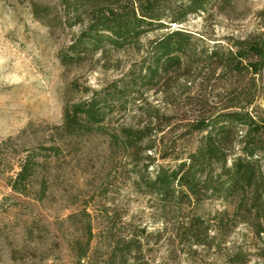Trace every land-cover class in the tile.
Returning <instances> with one entry per match:
<instances>
[{
  "label": "trees",
  "instance_id": "obj_1",
  "mask_svg": "<svg viewBox=\"0 0 264 264\" xmlns=\"http://www.w3.org/2000/svg\"><path fill=\"white\" fill-rule=\"evenodd\" d=\"M26 1L35 18L52 30L58 25L80 27L60 52L66 66L83 64L91 56L112 49H144L146 53L107 87L92 90L88 97L66 98L63 120L45 141L25 144L27 129L2 139L0 178L15 193L43 201L63 150H77L80 139L99 134L108 137L112 153L123 154L133 164L134 183L139 189L163 197L181 193L197 200L202 195L219 199L224 209L217 215V234L229 235L244 224L264 242V113L256 105L262 90L264 30L249 38L233 39L229 46L198 44L192 33L182 29L167 30L144 43L149 32L182 24L193 14L231 0ZM220 82H224L220 91L212 97L192 95L193 89H215ZM76 84L73 81L69 89L75 91ZM152 89L169 107L187 100L200 104L182 125L184 135L199 136L187 156L180 157L177 141L166 144L164 137H158L172 125L174 114L170 111L140 104L139 119L112 125L116 111L127 110L137 100L146 101L145 94ZM85 92L87 89L82 94ZM153 152H161L162 158L173 157L178 163L159 166L151 177L148 169L155 160ZM94 212L86 201L66 218L79 231L70 247L76 260L81 263L90 257L97 237L105 254L101 264H128L131 258H140L139 238L114 231L119 211L112 214L103 206L101 216L107 227L97 226ZM241 256L229 255V262H242Z\"/></svg>",
  "mask_w": 264,
  "mask_h": 264
},
{
  "label": "rangeland",
  "instance_id": "obj_2",
  "mask_svg": "<svg viewBox=\"0 0 264 264\" xmlns=\"http://www.w3.org/2000/svg\"><path fill=\"white\" fill-rule=\"evenodd\" d=\"M170 29L192 33L198 44L229 46L233 39L249 38L264 30V0L220 3L207 12L191 15L182 24L149 32L143 42ZM79 30V26L61 25L52 30L35 18L28 1L0 0V141L24 129L25 144L45 141L63 120L66 98L88 97L92 90L107 87L146 53L144 49H112L91 56L83 64L66 66L60 52ZM73 81H77L75 91L69 89ZM223 83L215 89H193L192 95L212 97ZM260 85L256 105L264 113V71ZM85 89L88 92L82 94ZM145 97L146 101L137 100L127 110L116 111L112 125L135 122L140 104L170 111L174 114L172 125L158 137H164L166 144L177 141L178 154L187 156L199 136L184 135L182 125L200 104L187 100L169 107L155 89ZM152 155L155 160L148 169L151 177L159 166L178 163L173 157L162 158L161 152ZM57 165L49 195L43 201L15 193L0 178V264H101L105 254L99 237L93 241L90 257L81 263L70 248L79 231L66 218L86 201L95 211L97 226L109 225L101 216L104 205L112 214L117 209L114 231L135 235L141 241L140 258H131L128 264H264V242L244 224L237 225L229 235L217 234V215L224 209L221 200L208 195L197 200L181 193L163 197L139 189L134 183L133 164L123 154L110 151L106 136H85L77 150H63ZM237 253L243 261L229 262V255Z\"/></svg>",
  "mask_w": 264,
  "mask_h": 264
}]
</instances>
